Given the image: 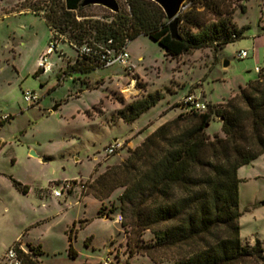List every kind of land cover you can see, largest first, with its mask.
<instances>
[{
  "label": "rangeland",
  "instance_id": "374dc122",
  "mask_svg": "<svg viewBox=\"0 0 264 264\" xmlns=\"http://www.w3.org/2000/svg\"><path fill=\"white\" fill-rule=\"evenodd\" d=\"M56 1L61 0H0V15L29 11L0 18V264H8L6 250L17 239L24 251L26 243L39 245L41 253L36 258L42 264H100L107 259L111 264H171L168 259L177 257L178 249L153 251L155 262L133 252V241L139 245L152 235L131 229L121 218L117 198L122 187L103 199L100 195L106 191L105 185L113 184L111 168L128 163L129 151L159 121L183 112L186 94L218 104L256 79L254 67L264 66L263 45L257 52L259 60L254 59L251 35L256 24L216 53L203 47L175 58L166 56L149 37L139 35L126 44L128 68L116 63L85 73L78 71L77 62L86 60L76 54L64 33L48 55L51 70L40 73L35 61L46 52L50 39L43 17ZM116 1L119 11L127 12L126 0ZM228 1L234 14L242 0ZM79 13L101 21L112 17L111 11L98 5ZM240 50L247 57L238 58ZM131 78L135 90H129ZM27 90L38 95L37 103L23 98L22 91ZM155 90L163 96L155 106L130 124L119 118L122 101ZM206 132L211 137L220 135V122L212 118ZM114 139L121 147L111 156H103V148ZM129 167L117 170L118 180L129 174ZM237 176L241 241L253 244L258 239L264 249V154L239 167ZM11 178L26 185L27 193L18 191ZM72 179L83 180L86 188L80 191L74 186L70 193L53 195L52 182ZM69 235L77 254L74 257L66 250Z\"/></svg>",
  "mask_w": 264,
  "mask_h": 264
},
{
  "label": "trees",
  "instance_id": "16d2710c",
  "mask_svg": "<svg viewBox=\"0 0 264 264\" xmlns=\"http://www.w3.org/2000/svg\"><path fill=\"white\" fill-rule=\"evenodd\" d=\"M81 1H56L50 14L42 17L48 28L67 33L70 42L87 43L101 51L106 47L117 50L145 35L170 58L203 47L216 53L247 28L235 24V8H230L228 0H186L189 5L177 17L179 39L170 36L169 21L152 0H126L127 12H111L109 21L80 14L87 7L80 6ZM238 7L245 10L242 3ZM82 58L86 63L77 62L81 73L103 67L94 59ZM69 71L76 70L66 73ZM162 98L158 90L147 92L130 102L122 101L117 114L130 124ZM207 106L202 112L182 108V113L146 135L129 151L128 163L111 168L113 184L105 185L99 198L107 197L116 187L123 188L117 198L121 218L131 229L152 235L139 245L133 241V252L151 261L155 262L153 251L178 249L180 254L168 259L171 264H264L261 242L242 243L239 235L237 176L239 167L264 154V66L256 79L240 86L236 94L222 103L207 102ZM212 118L220 122L221 134L211 137L206 128ZM122 166H130L131 171L118 180L116 172ZM11 182L27 193L26 185L12 178ZM101 210L102 206L97 215ZM19 245L17 240L12 246L20 264H42L36 258L41 253L39 245L26 243L27 251ZM66 250L70 257L77 255L70 235ZM133 252L130 248L131 255Z\"/></svg>",
  "mask_w": 264,
  "mask_h": 264
},
{
  "label": "built area",
  "instance_id": "2783aa9c",
  "mask_svg": "<svg viewBox=\"0 0 264 264\" xmlns=\"http://www.w3.org/2000/svg\"><path fill=\"white\" fill-rule=\"evenodd\" d=\"M189 5V2L185 1L183 5L181 6V10L179 14H181L182 11H184L187 6ZM178 14V15H179ZM50 32V39H49V45L46 49V52H43L38 59V67L42 70V72L46 73L51 70L50 63L48 61V55L56 49V45L58 43H61L63 40V35L58 33V31L52 27H49ZM110 42V41H108ZM128 43V42H127ZM126 43V44H127ZM70 46L75 50L76 54L82 57H89L91 59H94L95 62L99 63L103 67H110L116 63H119L123 68H128L130 65L129 60V54L126 50V44L122 47H120L117 50H114L112 48H103V50H97L93 49L90 45L87 43H82L81 45H77L73 42H69ZM236 56L238 58H243L247 56V52L245 50H240L237 52ZM255 71L258 73L260 72V68L258 66L254 67ZM134 78L130 79V82L128 84L129 90H135V84H134ZM128 91V88H126ZM130 92V91H128ZM23 98L29 102V103H37L39 100L38 95L33 91H22ZM182 108L184 111H198L202 112L207 110V102L204 99H200L199 96L189 93L186 94L183 103ZM121 142L119 140L110 141L105 145L103 148L105 157L111 156L114 154L120 147ZM51 187L53 189V195L60 196L63 193H70L71 190H73L74 186L78 188V190H84L86 188V182L83 180L78 179H72V180H64V181H56L52 182ZM58 187V188H54ZM19 247L23 249L20 245ZM5 260L8 262V264H20V260L17 257L16 250L13 246H10L5 253ZM115 263H118L117 261ZM100 264H111V259H107L102 261Z\"/></svg>",
  "mask_w": 264,
  "mask_h": 264
},
{
  "label": "crops",
  "instance_id": "0c3cea01",
  "mask_svg": "<svg viewBox=\"0 0 264 264\" xmlns=\"http://www.w3.org/2000/svg\"><path fill=\"white\" fill-rule=\"evenodd\" d=\"M242 4L245 6V10L242 12L240 9H237L235 11V13L233 14V21L235 22V24L238 27L247 26V28H250V29H252L254 24H256V31L252 33L251 37H252V45H253L252 48H253V51L255 52L254 59H255V61H258L259 60V56L257 53L258 49L262 45L264 46V0H242ZM21 12H29V11L26 10V11H18L15 13H7L6 15L5 14L0 15V18L9 16L10 14H19ZM33 14H35V13H33ZM236 15H239L237 20H235ZM39 56L35 61V69H38L37 71H39L40 73H44L38 67ZM138 59H140V57H138ZM129 60H130V56H129ZM233 95L234 94H232L230 96H233ZM161 119H163V118H161ZM165 121H166V119L159 121L158 125L162 124ZM17 240L20 242V239H17ZM20 244H21V242H20Z\"/></svg>",
  "mask_w": 264,
  "mask_h": 264
},
{
  "label": "water",
  "instance_id": "95a60500",
  "mask_svg": "<svg viewBox=\"0 0 264 264\" xmlns=\"http://www.w3.org/2000/svg\"><path fill=\"white\" fill-rule=\"evenodd\" d=\"M157 3L163 10L166 19L169 21L168 28L172 38L179 39L177 25H178V14L181 10V6L186 0H152ZM89 5H98L108 9L111 12H118L119 6L116 0H82L80 6L85 7ZM226 64V62H225ZM54 109V107L52 108ZM207 126V125H206ZM114 139L113 141H115ZM31 155L37 156V154L31 150Z\"/></svg>",
  "mask_w": 264,
  "mask_h": 264
}]
</instances>
